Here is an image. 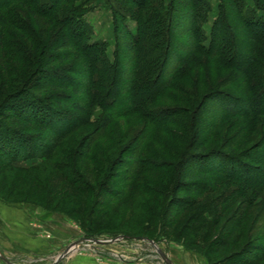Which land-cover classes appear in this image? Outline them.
<instances>
[{
  "label": "rangeland",
  "instance_id": "1",
  "mask_svg": "<svg viewBox=\"0 0 264 264\" xmlns=\"http://www.w3.org/2000/svg\"><path fill=\"white\" fill-rule=\"evenodd\" d=\"M62 1L0 0V264H167L157 248L178 264H191L189 255L194 264H264V185L250 196L252 189L242 183L206 173L210 166L218 168L219 158L194 159L197 153L223 152L246 159L252 169L242 176L247 182L263 177L264 118L226 115L231 105L221 95L204 111L197 109L208 93L250 100L245 77L255 35L236 1L195 6V0H178L168 71L184 57L205 66H186L150 107L181 110L172 125L154 127L141 113H114L105 129L108 107L84 90L90 67L65 18L76 20L69 23L72 28L82 18L91 42L105 43L109 62L121 61L118 92L107 106L122 102L119 90L134 63L132 53L116 46L113 11L125 20L123 28L137 34L139 9L128 0ZM168 2L151 0L141 13L155 15ZM259 2L264 9V0L240 4L264 16ZM193 13L208 37L205 45L224 16L229 30L221 28L222 44L239 53L238 70L188 53L197 41ZM255 71L264 76L262 69ZM32 99L70 120L62 126L58 121L56 133L49 128L50 115L31 112ZM18 136L37 143L19 144Z\"/></svg>",
  "mask_w": 264,
  "mask_h": 264
},
{
  "label": "trees",
  "instance_id": "2",
  "mask_svg": "<svg viewBox=\"0 0 264 264\" xmlns=\"http://www.w3.org/2000/svg\"><path fill=\"white\" fill-rule=\"evenodd\" d=\"M18 1L20 2V0ZM128 1L132 2L133 5L131 6H135L136 9H139V14L136 16L138 32L137 34H133L128 30V28H123V25L126 24L125 20L121 18L117 11H113L116 46L118 49L121 47L126 48V51L133 54L132 60L134 61L132 66L133 69L125 76V84L123 88L119 90V95L122 96V102H119L115 105L108 103L106 106V103L110 101L115 93L118 92V79L122 71L121 61L117 59L115 64H111V62H109L107 56L105 55V43L99 41L91 42L90 35L92 31L90 30L89 26L83 22L82 18H78V25L75 28H72L69 23H73L76 20L71 17L69 19L65 18L66 21L64 24L65 27L68 26L70 34H74L75 31L77 32L78 40L75 44V48H79L83 52L85 55L84 57L87 59V64H89L90 67L91 72L89 74V80L86 81L87 83H85L83 86L84 90L87 91L91 97L99 98L101 105L108 107L107 109L109 114L103 120L101 129H105L109 125L114 113L121 114L122 116H130L141 113L154 127L172 125L176 117L183 113L181 110L177 109L176 107L161 108L159 110L149 109L156 101V98L161 95L164 90L171 87L178 79L182 77V74H185V72L188 70V68L186 69V66L190 67L191 65L195 64L193 61H190L189 58L184 57L180 59L178 64L172 67V70L168 71V65L173 54L172 49L174 46H176L172 29L174 18L173 15L179 12L177 8L181 6V3L178 2V0H170V2L167 4V8L164 9L163 5L160 8L161 10H154L156 13L155 15L145 16L141 12H143V10L149 6L151 0ZM195 1V6H205L207 4L206 0ZM235 1V4L239 8L238 10L241 13H244L243 21L246 23V26L249 25L254 28L252 32L255 36H253L252 39L255 44H253L251 47L253 59L248 62L249 65L247 64L248 75L245 77V83L247 84L248 88L250 87L251 91L250 100L246 102L241 97H236L230 94L218 93L214 94L213 96L212 93H208L205 94V96L200 100L197 109L199 112L204 111V109L209 105L210 101L214 97L221 95L222 98L228 101V103L231 105L229 109L226 110V115L239 116L242 119L258 117L264 118V76L259 73L257 74L256 71L253 72L254 67H257L258 70L262 69L264 72V64H261V62L264 60V29L262 28L264 26V16L257 14L255 10L247 11V9H244V5L240 4L241 0ZM62 2H67V0H63ZM260 4V2L257 4L258 10H264ZM52 7V5L49 6V9ZM223 17L221 19L219 18V20L216 22L212 30L209 45H205V41L208 37H204L203 31L200 28L201 26L198 24L199 20L196 17V14L193 13L190 15L191 28H194L193 32L197 41L195 40V47L190 48L188 53H198L209 58L215 63L217 68L219 67L228 70L233 69L236 71L238 70V67H236V58L238 57L237 55L239 53L236 52L231 46L229 47L224 43L222 44V36L220 35V32L224 33V30L222 29V31L221 28L225 27L227 31L229 30L228 25L223 24V21L225 20ZM120 20H123V24ZM3 24L4 18L0 11V43L2 39ZM256 30L258 31L256 32ZM128 33L131 36V41L125 44L124 41ZM203 66L205 65L199 64L197 67ZM51 74L58 76L60 72ZM164 76L168 77L164 82H162V78H164ZM203 76L204 73L199 74V81L197 80L198 86L204 83ZM60 82L61 81H59V83ZM103 90L106 91L105 94H102ZM29 104L32 107L31 112H33L34 115L43 116L48 114L52 117L53 120L50 118L51 122L49 119H47V117L45 119L49 120L51 123L49 128H51L56 133L59 127L62 126L61 122L64 123L70 120L69 116L64 114L62 115V112L59 109L56 110L55 107L51 108L50 105L44 101L32 99ZM19 121L21 122V120ZM57 123L60 126H57ZM18 141L19 144L23 145L26 144L25 142H27V146H31L32 144L35 145L37 143L32 139L21 136H18ZM21 156L18 154V157ZM195 156L194 159H196L198 162L219 158L220 163H218L220 165H218V168L213 170L211 169V164H209L208 166L210 167L206 169V171H208L206 173H210L209 175L214 173V175H217V177L219 176L223 179H229L233 181L236 180L242 183V185L247 187V189H252L249 190L251 193L250 196H254L258 192V185H264V170H260L259 173H262L263 177L257 183H249L247 182V179L249 178L246 180L242 178L243 174L249 175L252 171L251 167L245 163L246 159L243 161V159L240 157L225 155L223 152L219 154L213 152L197 153ZM258 167L259 166H256L254 168L255 172L258 171Z\"/></svg>",
  "mask_w": 264,
  "mask_h": 264
},
{
  "label": "crops",
  "instance_id": "3",
  "mask_svg": "<svg viewBox=\"0 0 264 264\" xmlns=\"http://www.w3.org/2000/svg\"><path fill=\"white\" fill-rule=\"evenodd\" d=\"M188 255H189V254H188ZM191 257H192L191 255L185 257V258H187V261H186V262H189V263H191V264H194V263H193V260H192ZM169 260L172 262V264H178L177 261H178L179 259L176 260L174 257H172L171 255H169ZM187 264H188V263H187Z\"/></svg>",
  "mask_w": 264,
  "mask_h": 264
},
{
  "label": "water",
  "instance_id": "4",
  "mask_svg": "<svg viewBox=\"0 0 264 264\" xmlns=\"http://www.w3.org/2000/svg\"><path fill=\"white\" fill-rule=\"evenodd\" d=\"M156 246V245H155ZM156 248H157V246H156ZM71 250V249H70ZM70 250H68V252H66V254H68L69 253V251ZM157 250H158V252H159V254L167 261V264H172V262L169 260V258L166 256V254L163 252V251H161L159 248H157ZM65 254V255H66ZM61 258V257H60ZM5 261H7L5 258H3Z\"/></svg>",
  "mask_w": 264,
  "mask_h": 264
}]
</instances>
